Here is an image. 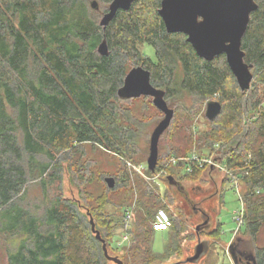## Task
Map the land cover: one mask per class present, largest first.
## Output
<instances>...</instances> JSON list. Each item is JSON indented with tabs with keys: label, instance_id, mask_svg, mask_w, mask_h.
Returning a JSON list of instances; mask_svg holds the SVG:
<instances>
[{
	"label": "trees",
	"instance_id": "1",
	"mask_svg": "<svg viewBox=\"0 0 264 264\" xmlns=\"http://www.w3.org/2000/svg\"><path fill=\"white\" fill-rule=\"evenodd\" d=\"M89 1L0 0V242H7L5 264L112 263L90 218L110 246L122 218H112L107 208L113 205L111 194L118 191L124 194L116 203L121 209L132 202L131 193L137 194L127 264H152L156 259L150 246L160 209H166L172 233L183 232L185 222L169 212L158 190L138 178L132 184L120 165L113 166L115 187L103 183L102 169L109 165L105 153L133 162L141 156L139 124H144L122 105L138 98L119 96L128 70L137 66L151 72V84L174 110L172 124L159 141L157 171L166 167L176 180H197L207 167L179 162L181 170L192 167V173L182 176L170 160L190 157L194 151L204 157L218 145L221 162L243 182L246 218L241 232L250 236L254 264H264V246H258L264 227V109L258 91L260 87L264 92V0H254L258 8L242 39L244 61L252 65L253 75L244 91L225 55L206 61L187 36L167 32L158 14L162 0H134L129 11H118L106 27L97 16L99 6L93 9ZM112 1L102 0L105 5ZM104 41L108 54L103 56L99 46ZM145 43L154 48L156 60L142 56L140 46ZM185 97L193 104L182 103ZM209 101L219 102L221 113L214 121L206 118L210 129L195 139L191 122ZM179 108L183 117L178 121ZM148 153L149 148L143 160ZM65 169L72 173L78 201L49 197ZM32 184L43 194L36 205L27 200ZM220 227L214 235L219 236Z\"/></svg>",
	"mask_w": 264,
	"mask_h": 264
},
{
	"label": "rangeland",
	"instance_id": "2",
	"mask_svg": "<svg viewBox=\"0 0 264 264\" xmlns=\"http://www.w3.org/2000/svg\"><path fill=\"white\" fill-rule=\"evenodd\" d=\"M97 1L99 6V11L97 16H100V19H102V16L104 14V11L108 8L109 5H105L102 0H90L89 2ZM140 52L143 57H149L153 60H156L155 56V50L153 47L147 45L146 43L144 45L140 46ZM131 67V66H130ZM133 67H131L128 71H130ZM254 83V82H253ZM260 90V96L263 98V109H264V92L261 90V88H258V91ZM217 96L213 98L212 100H216ZM183 100V99H182ZM182 103H186L189 105L193 104V100H191L188 97H185V100L181 101ZM122 105L125 108L131 109L133 111V114L137 121H140L141 124H144L140 126L139 124V130L141 132L139 133V154L141 156L136 157V161H131L130 159H122L120 157H117L116 155H113L111 153H105V158H107V165L106 168H103V177H112L114 178L115 173L117 172V168L113 166L120 165L121 168L127 170V172L130 175L131 183L133 184L137 178L142 182H145L150 188L158 190L159 194L161 195L162 199L164 200V205L166 204V208L171 212L173 215L178 217L180 220H183L185 223L184 228H182V233L174 234L172 231H163V232H155L153 235V243L150 246L152 249V253L156 255V259L152 264H171L178 261H184L186 260V257L190 256L192 254V250L194 249V246L197 245V232L195 231L194 226L189 225L184 220V217L178 216V213L175 210V203L178 198H180V194L178 190L175 187H171L166 182V178L162 177L164 180L160 181H153V180H147L143 174L147 177H151L154 173L149 174L148 170L142 169V172L139 173L137 168L140 166H146L147 161L142 159L146 152H148L149 143H150V137L154 130V128L158 125V123L163 118V114L157 110L152 102V99L149 97H141L138 99H134L131 101L123 102ZM178 112V109H177ZM206 112V103L201 105V110L197 114L196 118L193 122H191V129L193 136L195 139L199 136L198 132L202 133L208 129H210L211 124L208 122V120L205 117ZM183 117V113L181 109L179 108L178 112V118L179 121ZM178 140L181 141V136L177 134ZM168 143V139L164 140L162 142V151H165V145ZM220 145V144H219ZM219 146L217 145L214 150L206 151V154L204 157H200L201 159H206L211 157L213 154L218 153ZM146 150V152H144ZM196 150V148L194 149ZM143 152V153H142ZM149 154V153H148ZM147 154V155H148ZM193 154H198L194 151ZM182 157V156H181ZM221 168L211 169L209 168V165L206 164L208 169L205 171V173L202 175L199 179L194 180H179L182 182V185L186 186V189L189 191V193L192 195H195L199 191V189H205L208 182H213L214 180L217 182L222 183V192H223V203L221 205V211L219 216V221L221 224V231L219 236L213 235V240L211 242V245H214L213 248V254L212 258L209 262V264H235L232 254V249H230V244L236 239L238 240L237 243L243 245L244 248H246L247 255L252 256L251 254V248H254V246H251V239L248 234L243 233L244 227L241 229L243 232H239L238 236L232 240L233 232L235 229V224L233 222V214L234 212L240 208V198L237 194V190L234 188L233 185H235L240 194L241 198L244 200V185L242 180L238 178L236 181H234V178L231 179L228 170L232 171L227 167L225 163L221 164ZM226 166V167H225ZM173 169L177 171L180 175H185L187 172L186 169H179L178 165H172ZM116 168V169H115ZM95 171V178L97 180V176H99V172L97 168L94 169ZM233 171H238V169L235 168ZM161 172H167L168 175L170 173L168 172L167 168L160 169L159 171H155L156 174ZM234 173V172H233ZM167 177V176H166ZM161 178V179H162ZM212 178L214 180H212ZM231 179V180H230ZM106 186L107 183L103 182ZM238 183V184H236ZM102 185V181L100 183ZM118 191L115 194H111V200L113 201V205L109 206L107 208V213H110L113 217L112 218H122L121 227H119L115 232L113 237L110 239V246L108 247V252L110 256L113 257H119L125 264H127L124 261V257L126 259V252L128 247H130L132 243V234L134 230V223L135 221V209H136V203L135 199L137 198V194L131 193L130 199L132 202H129V204L125 205L124 209L116 208V203L121 202L123 199V192ZM201 192V191H200ZM169 195L168 198L163 196ZM56 195H63L65 199H70L74 201H78L80 199L79 191L77 186L74 184L72 179V173L69 172L67 169H65V173L63 176V180L60 183H56L49 192V197H54ZM43 198L42 189L39 188L36 184H32L30 186V192L28 194L27 200L30 201L31 205H36L37 203H41L40 201ZM122 198V199H121ZM177 198V199H176ZM184 214L189 215L192 213V205H186L184 208ZM160 210H166V209H160ZM131 215V219L128 221L126 220V213ZM167 212V211H166ZM135 215V216H134ZM218 227V226H217ZM125 235L129 236V240L125 241L124 237ZM204 238V237H203ZM258 246L263 247L264 246V227L263 230L259 233L258 236ZM240 251L243 249L239 246ZM246 255V253H244ZM253 258V257H252ZM7 259V242L3 239L0 242V264H5ZM254 264V260L251 262ZM110 264H113L110 263Z\"/></svg>",
	"mask_w": 264,
	"mask_h": 264
},
{
	"label": "water",
	"instance_id": "3",
	"mask_svg": "<svg viewBox=\"0 0 264 264\" xmlns=\"http://www.w3.org/2000/svg\"><path fill=\"white\" fill-rule=\"evenodd\" d=\"M134 0H113L108 12L103 15L101 25L106 27L120 10L129 11ZM93 9L98 8V2L91 3ZM258 8L254 0H162L159 15L168 33H181L187 36L197 55L206 61H212L218 56L225 55L228 66L235 76L240 88L244 91L250 88L253 80L252 65H247L242 52V39L247 31L250 16ZM101 55L108 54L104 41L99 46ZM122 98L152 97L153 105L163 113V119L154 128L150 137L148 170L155 173L158 166L159 141L163 133L172 124L174 110L169 108L164 93L151 84V72L143 66L132 68L119 90ZM222 106L217 101L206 104V118L214 121L221 113ZM218 161H221V157ZM214 169V168H211ZM166 182L171 187L181 189V183L168 175ZM110 189L115 187V179L105 178ZM91 229L96 238L102 243L105 257L113 264H125L119 257L109 255L106 241L96 230L93 218H90ZM214 245L210 241H199L194 246V255L185 261L171 264L191 263L209 264Z\"/></svg>",
	"mask_w": 264,
	"mask_h": 264
},
{
	"label": "flooded vegetation",
	"instance_id": "4",
	"mask_svg": "<svg viewBox=\"0 0 264 264\" xmlns=\"http://www.w3.org/2000/svg\"><path fill=\"white\" fill-rule=\"evenodd\" d=\"M145 97V96H142ZM153 102V98L150 97ZM164 116V115H163ZM215 170V169H214ZM212 180H214L212 178ZM178 181V180H177ZM180 182V181H179ZM181 189L175 186L180 194V198H176L175 210L178 213V216H183L186 223L194 226L195 231L197 232V242L199 241H210L212 242V238L214 235V231L216 230L218 224H220L219 216L221 211V205L223 203V192L222 183L213 181L207 183V187L205 189H199L195 195L189 193L186 189L185 185H182L180 182ZM174 187V186H173ZM201 191V192H200ZM186 205H192V213L189 215L184 214ZM169 230L168 232H170ZM204 237V238H203ZM236 241L232 242L230 245V249H232V256L235 264H252L253 261L252 256L244 255L242 251L239 249V244ZM194 255V249L192 250V254L186 257V260ZM203 260V259H202ZM202 260L197 263L200 264ZM185 261V260H184ZM181 262V261H178ZM183 262V260H182ZM181 264H191V263H181Z\"/></svg>",
	"mask_w": 264,
	"mask_h": 264
},
{
	"label": "built area",
	"instance_id": "5",
	"mask_svg": "<svg viewBox=\"0 0 264 264\" xmlns=\"http://www.w3.org/2000/svg\"><path fill=\"white\" fill-rule=\"evenodd\" d=\"M221 156H219V153H215L213 154L211 157L208 156V158L206 159H201L199 156H197L196 154H192L190 157H187V158H184V157H179V158H172L169 162V164H178L179 162H184V161H189V162H193V163H197L199 165L200 168H203L204 166L209 165V168H220L222 169L221 167V164L222 162L221 161H218L219 158ZM226 167V166H225ZM142 169H146L148 170V167H147V164L146 166H140L139 168H137L138 172L141 173L142 172ZM187 172L189 173H192V167L190 165H188L187 167ZM229 172H227L230 176L231 179L234 178V181H236L238 178L234 175V173L230 170H228ZM143 176L147 179V180H155V181H160V180H164L163 178L166 176H168V173L167 172H161V173H154L151 177H147L143 174ZM163 177V178H162ZM233 177V178H232ZM162 178V179H161ZM230 179V180H231ZM238 184V183H236ZM234 188L237 190V194L239 195V198H240V208L237 209L234 214H233V222L235 224V229H234V232H233V237H232V240L235 239L239 232L241 231V229L244 227L245 225V203H244V200L241 198V194L238 190V188L233 185ZM131 219V215L128 213H126V220L125 221H128ZM152 226H153V229L155 232H163V231H169L171 229V220L169 218V215L168 213L166 212V210H159L158 213L156 214V218H155V221L152 223ZM124 240L125 241H128L129 240V236L125 235L124 237Z\"/></svg>",
	"mask_w": 264,
	"mask_h": 264
}]
</instances>
